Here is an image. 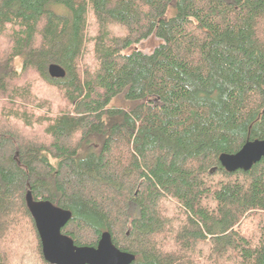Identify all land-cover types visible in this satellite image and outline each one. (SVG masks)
Here are the masks:
<instances>
[{
  "label": "trees",
  "instance_id": "obj_1",
  "mask_svg": "<svg viewBox=\"0 0 264 264\" xmlns=\"http://www.w3.org/2000/svg\"><path fill=\"white\" fill-rule=\"evenodd\" d=\"M255 140L264 0H0V264H50L29 191L133 264H264V160L220 163Z\"/></svg>",
  "mask_w": 264,
  "mask_h": 264
},
{
  "label": "water",
  "instance_id": "obj_2",
  "mask_svg": "<svg viewBox=\"0 0 264 264\" xmlns=\"http://www.w3.org/2000/svg\"><path fill=\"white\" fill-rule=\"evenodd\" d=\"M51 77L60 79L66 71L58 64L49 67ZM264 160V140L248 141L236 154L220 156L222 167L229 173L249 172ZM27 204L34 218L43 255L50 264H133L136 257L121 251L109 232L102 234L97 247L77 246L72 238L63 234V229L72 218V212L50 201L35 200L27 194Z\"/></svg>",
  "mask_w": 264,
  "mask_h": 264
},
{
  "label": "rangeland",
  "instance_id": "obj_3",
  "mask_svg": "<svg viewBox=\"0 0 264 264\" xmlns=\"http://www.w3.org/2000/svg\"><path fill=\"white\" fill-rule=\"evenodd\" d=\"M161 43L162 41L155 34H152L150 37L142 41L140 44L135 45L134 49L139 48L142 52L146 54H151L155 51L156 48L159 47ZM16 67L18 69H21L22 62L20 59L16 60ZM118 102L119 104L126 106V104H123V100H119ZM118 102L117 101L114 102L113 105H116ZM94 144L96 145L95 142Z\"/></svg>",
  "mask_w": 264,
  "mask_h": 264
}]
</instances>
